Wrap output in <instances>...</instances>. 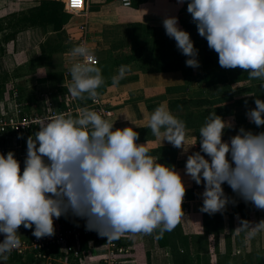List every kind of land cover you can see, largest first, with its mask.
Returning a JSON list of instances; mask_svg holds the SVG:
<instances>
[{
	"label": "clouds",
	"instance_id": "1",
	"mask_svg": "<svg viewBox=\"0 0 264 264\" xmlns=\"http://www.w3.org/2000/svg\"><path fill=\"white\" fill-rule=\"evenodd\" d=\"M176 2L187 3L198 35L217 53L221 68H239L247 72L248 81H264V0ZM162 25L188 57L186 67L199 68L198 50L190 34L178 26V17H165ZM70 55L80 60L70 68L67 92L75 100L87 94L98 102L97 89L105 80L101 68L92 66L97 63L94 53L82 42ZM130 71L129 65H121L111 87L116 88ZM254 104L245 115L259 128L264 126V100L256 98ZM76 111L75 117L59 112L40 120L38 131L26 140L22 173L14 152L0 154V234L4 236L0 257L5 261L21 247L20 226H34L32 235L37 239L51 237L55 235L53 218L69 213L85 219L86 230L107 240L125 233L151 235L154 230H158L156 239H161L184 216L181 206L186 188L174 166L158 163L147 141L137 144L139 133L132 127L113 130L114 123L95 110L84 106ZM145 118L154 137L184 149L189 130L166 102ZM233 127L215 111L209 112L199 129L200 150L186 158L185 175L197 185L204 182L200 211L210 215L223 212L230 203L235 205L225 195L224 183L246 203L264 210V132L240 127L223 141L225 129ZM245 229L254 236L264 229V221L253 227L241 220L236 231Z\"/></svg>",
	"mask_w": 264,
	"mask_h": 264
},
{
	"label": "crops",
	"instance_id": "2",
	"mask_svg": "<svg viewBox=\"0 0 264 264\" xmlns=\"http://www.w3.org/2000/svg\"><path fill=\"white\" fill-rule=\"evenodd\" d=\"M40 1L0 0V17L26 11L38 6ZM57 1L62 2V0ZM133 1L134 7L123 8L112 0H86L84 11L78 14H69V21L58 33L54 32L51 26L20 32L16 37L15 44L10 43L5 46V54L0 57V74H11L14 70L27 71V73L23 72V76L16 78L15 81L18 84L21 83L23 88L31 87L33 89L35 81H29L31 71L51 68L53 65L52 61H46L42 66L37 64V60L41 56L40 47L45 53L58 47L60 50L54 54L55 56L65 52V49L77 46L80 39H85L88 48L98 58L99 63L108 59H125L131 55L134 48L132 24L141 23L146 27L145 29L153 28L157 39L166 40L168 36L165 34L162 20L168 16L178 17V26L181 29L183 24L192 23L194 25V29L187 31L193 43H200L204 40L198 35L196 26L192 22L190 14L187 13V3L179 5L176 0ZM171 40L174 39L171 38ZM138 43L143 45L145 40L141 39ZM70 44H72L71 47ZM133 64H129V66ZM199 64L200 67L195 69V79L190 85L192 88L190 96L193 95V88L198 86V82L203 81L204 72L200 62ZM65 66V64H60L59 70L56 67V71L62 73L61 79L50 80V100L47 95H41L42 92L38 94L41 95L40 98H44L43 104L46 102L49 106L45 112L38 116L39 118L52 117L59 112L75 117L78 115L77 108L88 107L89 102L86 94L84 99L75 100L67 92L71 76L69 72L65 71ZM137 68H139L138 65ZM118 69L119 67L114 68L112 77L118 74ZM216 70L226 73L225 69ZM221 76L218 73L215 77L206 75V78L211 77L209 81H212L213 86H222L224 84H221L219 79ZM183 84V77L178 72L163 74L138 72L136 76H132L129 72L120 80L116 88L110 85L99 96L104 105L112 111L109 122L114 123L113 130L124 127H132L133 130H137L147 127L146 113H151L154 110H148L147 104L155 102L157 97L164 94L167 87ZM231 84V87L241 84H249V86L232 91V114L221 117L232 123L234 127L225 129L223 141H228L240 127L251 130L253 133L262 132V130L254 128L252 126L254 124L250 123L245 115L247 110L255 108L254 94L250 97L253 90L248 88L254 86V81H248L246 78L242 82H232ZM242 91H245L247 95H242ZM162 102L167 103V98L160 100V104ZM198 110L199 108H191L192 113H198ZM38 127L39 124L33 126L32 131L25 138L27 139L29 135L38 131ZM193 137H196L194 132L189 130L184 149L175 148L177 163L174 167L180 174L187 192L181 206L184 216L173 231L164 233L161 238L162 242L177 248L180 255L186 256L189 264H264V229H260L251 237L248 235L249 229L236 231L240 227L241 220L249 221L250 226L253 227L260 221H264V210L255 208L251 202L246 203L230 188L228 194L224 193L230 200L235 201V205L230 203L223 212L211 215L200 211L203 204L200 194L204 191V182L202 180L201 184L197 185L189 176L185 175L184 171L187 155L200 150L198 139L195 140ZM146 141L149 151L158 147L172 146L167 141L161 142L152 133L139 134V140L136 143L145 144ZM23 143L21 144L22 156L14 157L20 166L24 164L26 158V141ZM157 157H159L158 163L166 165L163 160L166 155L164 158L161 154ZM205 158L207 159V157ZM166 166L172 165L167 164ZM22 170L23 166L21 172ZM62 218L64 224H61L57 219V224H54L55 229L70 226L71 223L77 221L76 216L71 213L62 216ZM24 229L23 227L18 229V233L19 231L23 232L21 238L27 235L32 236V232L28 233L29 230ZM26 231L28 234H24ZM157 232L158 230H154L151 235L144 234L126 242L130 247V254L124 259L123 264H173L170 247L159 245L158 239H156ZM3 239V234H0V241ZM122 243L125 244V242Z\"/></svg>",
	"mask_w": 264,
	"mask_h": 264
},
{
	"label": "trees",
	"instance_id": "3",
	"mask_svg": "<svg viewBox=\"0 0 264 264\" xmlns=\"http://www.w3.org/2000/svg\"><path fill=\"white\" fill-rule=\"evenodd\" d=\"M133 1V0H132ZM134 1L132 2V6ZM135 4V3H134ZM136 7V5H135ZM70 19V15L64 12L63 3L57 0H41L39 5L19 13L8 14L4 17H0V57L5 54V46L12 43L15 44L16 37L20 32L33 29V28H45L51 26L52 30L56 33L61 31ZM141 23L132 24V44L134 46L131 55L122 60L108 59L103 62L94 65V67H100L102 75L105 80V84L97 89L99 95L103 94L107 88L112 84V73L114 68L120 67L121 65L137 64L141 73H181L184 84L181 86L167 87L164 94L157 97L156 101L147 104V109H155L160 105V100L167 98V106L174 116L178 119L183 120L188 130H192L199 141V129L204 124L206 117L209 112L215 111L218 116H227L232 114L233 96L231 83L242 82L246 80V72L236 69H225L226 73H221L220 83L222 86H213L211 77L206 78V75L216 76L218 71L216 69L223 70L218 64V55L215 51L208 48L207 41L204 39L200 43H194V48L198 50L197 59L201 63L203 69V82L204 84L200 87L199 92H196L195 96H189V89L191 83L194 81L196 76V70L190 67H186L185 61L188 57H185L176 47L175 40L167 38L166 40H159L155 37V31L153 28L145 29ZM194 25L183 24L182 30L188 31L194 29ZM145 40L143 45H139V40ZM41 56L37 60V64L42 66L46 61H52L54 54L58 53L60 49L58 47L52 48L48 53L43 52V48L40 47ZM37 65V66H38ZM23 72L27 71L14 70L11 74L5 73L0 74V98L6 88V84L14 87L20 98L25 103V112L28 117L39 116L45 112V105L43 99L33 96L35 93L39 94V90H43L50 80H58L62 78V73L52 71L46 73L45 77L36 78L33 89L31 87L26 88L18 84L16 78L23 76ZM24 73V74H25ZM214 79V78H212ZM248 79V78H247ZM207 80V82H206ZM255 82V81H254ZM260 86L254 89V86L249 87L253 90L254 99L259 98L264 100V89ZM223 86H227L224 87ZM242 88H245L242 87ZM215 92H211L212 90ZM198 90V87H197ZM196 90V91H197ZM202 91L209 92L208 95L202 96ZM12 92V91H11ZM87 95V94H86ZM24 97V98H23ZM20 102V100H18ZM20 104V103H19ZM22 107V104H20ZM19 106V105H18ZM210 106L212 109L209 112H198L192 113L191 108H203ZM21 112V109L19 107ZM254 128H257L255 125ZM264 132V126L257 128ZM141 133H151V130L146 127L142 129L134 130ZM32 134V133H31ZM28 135V134H27ZM31 136V135H29ZM26 137V136H23ZM25 140V138H24ZM27 140V139H26ZM24 142V141H22ZM24 144V143H23ZM9 151L6 152V154ZM153 156L166 155L163 159L165 164L172 166L176 165V152L173 146L158 147L149 151ZM24 167V164L22 165ZM20 166V168H22ZM223 191L228 194L230 187L227 183L222 184ZM187 194V192H186ZM186 196V195H185ZM77 218V222L84 225L85 219ZM59 222L64 224L63 218H59ZM21 228L23 226H20ZM24 228V227H23ZM158 235V232H157ZM30 237V236H25ZM158 239L159 245L162 247L169 246L172 255L173 264H189L185 255H180L177 248L167 243L162 242ZM85 241V240H84ZM83 241V242H84ZM15 264H41L39 262L34 263L32 258H27L25 261L20 259L11 260Z\"/></svg>",
	"mask_w": 264,
	"mask_h": 264
},
{
	"label": "built area",
	"instance_id": "4",
	"mask_svg": "<svg viewBox=\"0 0 264 264\" xmlns=\"http://www.w3.org/2000/svg\"><path fill=\"white\" fill-rule=\"evenodd\" d=\"M112 1L119 3L123 8L132 6V0ZM62 3L64 11L68 14L81 13L86 6V0H62ZM126 4L129 6L125 7ZM82 42H86L85 39H80L78 45ZM77 58V61L80 60L79 57ZM95 58L97 63L94 65H97L99 60L96 56ZM11 91L13 98L16 99L18 96L16 89L12 87ZM87 101L90 109L95 110L109 121L112 111L104 105L100 96H98V102L88 98ZM18 107V105L14 107L15 115L10 114L7 110L0 113V154H6L7 151L12 150L16 158L22 156L23 136L30 133L32 127L38 125L42 119L37 116L20 118ZM18 137L22 138L18 139ZM53 221L54 224H57L56 218H53ZM85 223L81 225L74 222L70 226L56 228L55 235L51 237L37 239L32 235L21 238V247L12 250L8 259L25 261L27 258H32L34 263L41 264H83L91 263L93 258L99 257L98 264H123L124 259L130 254V247L126 242L144 235L125 233L118 239L107 240V237H102L95 231L86 230ZM0 260L3 258L0 257Z\"/></svg>",
	"mask_w": 264,
	"mask_h": 264
},
{
	"label": "rangeland",
	"instance_id": "5",
	"mask_svg": "<svg viewBox=\"0 0 264 264\" xmlns=\"http://www.w3.org/2000/svg\"><path fill=\"white\" fill-rule=\"evenodd\" d=\"M133 2V1H132ZM73 44V43H72ZM72 44H70V47H71V45ZM73 48H71V49H65V52H62L61 54H59V55H55L53 58H52V64L54 65H52L51 66V68L49 67V68H47L46 67V69H41V70H39V71H37V70H32L31 72H32V74L30 75V79H29V81L30 82H32V81H35V79L36 78H39V77H45V75H46V73L48 72V73H50V72H52V71H56V67H57V70H59V68H58V66H60V64L61 65H63V64H65L66 66V69H65V71H67V72H69L70 73V68H71V66H72V64L73 63H75L76 62V60H77V57H72L71 55H70V52H71V50H72ZM66 59V60H65ZM131 67V71H130V73H131V75L132 76H136L137 74H138V72L140 71V69H138L137 68V64H133V65H131L130 66ZM57 72V71H56ZM218 73H220L219 71H218ZM130 75V74H129ZM253 81H255L254 82V89H257V87H259L260 86V84L259 83H264V81H260V80H253ZM204 83H203V81H199L198 82V86H196L195 87V89L193 88V95H192V97H194L195 96V94H196V92H199V90H200V87L203 85ZM249 86V84H241V85H238L237 87H230V89H232L231 91H234L235 89H240V88H242V87H244V86ZM252 86V85H251ZM197 87H198V90H197ZM224 87H227V86H223V88ZM11 86L9 85V84H6V88L4 87V91H3V93H2V97L0 98V113L1 112H3V111H5V110H7L10 114H12V115H15L14 113V107L16 106V105H19V107H20V109H21V111L22 112H20V110H19V107L17 108V110H18V112H19V117L20 118H22V117H28L27 115H26V112H25V103H23V99H21L20 98V93H19V95L17 96V98L16 99H14L13 98V96H12V92H11ZM249 88V87H248ZM242 89H244V88H242ZM192 90V88H190L189 89V93H190V91ZM197 90V91H196ZM246 90V89H245ZM50 84L48 83V86H46L43 90H39V93L40 92H42L41 93V95L42 94H45V95H47L48 97V100H50ZM212 93L213 92H215V90L213 89L212 91H211ZM208 93L209 92H206V91H202V96H206V94L208 95ZM242 93V95H247V93L245 92V91H242L241 92ZM41 95H38L37 93H35L33 96H35V97H39L40 98V96ZM252 95H253V92H252V94H251V96L250 97H252ZM190 96V95H189ZM24 98V97H23ZM42 98V97H41ZM44 99V98H43ZM18 100H20V102L18 101ZM22 104V107H21V105L20 104ZM48 103H46L45 102V110L49 107L48 105H47ZM211 107L210 106H207L206 108H199V110H198V112L200 113V112H209ZM8 113V114H9ZM24 138L25 137H23V141H24V143H25V141H26V138H25V140H24ZM28 138V137H27ZM25 148H26V146H25ZM22 172H23V170H22ZM21 172V173H22ZM200 187V186H199ZM77 222V221H76ZM21 230V229H20ZM25 230V229H24ZM27 230H29V232L28 233H30V232H33V230H34V226L32 227V228H30V229H27ZM22 231H19V235L21 236V237H23L22 236ZM27 233V231L24 233V234H28ZM28 236V235H27ZM98 259H99V257H95V258H93V260H92V263L91 264H98L97 263V261H98ZM0 264H15V262H12L10 259H7L6 261L3 259V260H0ZM83 264H88L87 262L86 263H83Z\"/></svg>",
	"mask_w": 264,
	"mask_h": 264
}]
</instances>
